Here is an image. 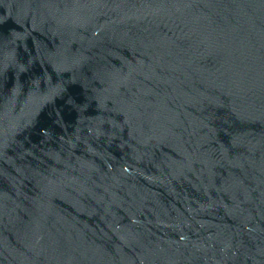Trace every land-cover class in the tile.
I'll use <instances>...</instances> for the list:
<instances>
[{
	"label": "water",
	"instance_id": "obj_1",
	"mask_svg": "<svg viewBox=\"0 0 264 264\" xmlns=\"http://www.w3.org/2000/svg\"><path fill=\"white\" fill-rule=\"evenodd\" d=\"M0 264H264V0H0Z\"/></svg>",
	"mask_w": 264,
	"mask_h": 264
}]
</instances>
